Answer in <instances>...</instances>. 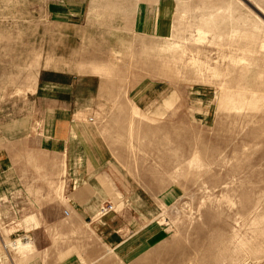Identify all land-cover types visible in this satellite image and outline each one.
Returning a JSON list of instances; mask_svg holds the SVG:
<instances>
[{
    "label": "rangeland",
    "instance_id": "obj_1",
    "mask_svg": "<svg viewBox=\"0 0 264 264\" xmlns=\"http://www.w3.org/2000/svg\"><path fill=\"white\" fill-rule=\"evenodd\" d=\"M56 71L86 221L45 133ZM4 132L0 264H264V0H0Z\"/></svg>",
    "mask_w": 264,
    "mask_h": 264
},
{
    "label": "crops",
    "instance_id": "obj_2",
    "mask_svg": "<svg viewBox=\"0 0 264 264\" xmlns=\"http://www.w3.org/2000/svg\"><path fill=\"white\" fill-rule=\"evenodd\" d=\"M55 80H51L47 84L52 88L48 95V102L50 101L52 108V114L50 118L45 120V133L52 137V143L54 146L61 145L66 148L67 154V175L70 179H76L80 181L79 188L73 192L72 199L68 201V205L71 210L79 215L84 221H86V216L89 211H93L97 205L99 204V190L96 188V185H89L86 183L87 180L93 179L95 176L89 170H86V155L83 154L81 157H77L76 150L73 149L75 145H78L75 139H78V136H82L80 130L75 126H72L69 123V115L70 111L72 112V103H70V99H72V88L73 86H68L66 89L67 92H62L59 90L60 86H63L56 81L58 78L63 77L59 75V72H54ZM86 102L93 98L96 91L100 86V79L97 76L86 75ZM41 76H37L36 86L34 89V93L31 96H38V100H41L43 96L42 89V81L40 80ZM60 93L62 96H60ZM40 96V97H39ZM60 99H65L68 104H66L65 109H60L59 105L61 104ZM80 134V135H79ZM16 134H0V186H5L6 190H10V186L12 185L8 182V179L12 178V172L5 167V161L9 163V154L7 148L14 142V136ZM87 136V134L85 135ZM84 140V136H83ZM85 141V140H84ZM80 158V159H79ZM84 159V160H82ZM78 160L84 162V166L82 168H76V164H78ZM14 173V172H13ZM1 186V187H2ZM92 193V194H91ZM38 264V263H36Z\"/></svg>",
    "mask_w": 264,
    "mask_h": 264
},
{
    "label": "built area",
    "instance_id": "obj_3",
    "mask_svg": "<svg viewBox=\"0 0 264 264\" xmlns=\"http://www.w3.org/2000/svg\"><path fill=\"white\" fill-rule=\"evenodd\" d=\"M111 211H113V206H111V205L101 206L99 208V215L104 216V215H107L108 213H110ZM64 214L67 216L68 212L66 211Z\"/></svg>",
    "mask_w": 264,
    "mask_h": 264
},
{
    "label": "bare ground",
    "instance_id": "obj_4",
    "mask_svg": "<svg viewBox=\"0 0 264 264\" xmlns=\"http://www.w3.org/2000/svg\"><path fill=\"white\" fill-rule=\"evenodd\" d=\"M25 94V93H24ZM21 240H23L22 243L18 244L19 246L16 247V249H19L21 247L24 248H29V247H33L32 242H30V240H27L26 238H21Z\"/></svg>",
    "mask_w": 264,
    "mask_h": 264
}]
</instances>
